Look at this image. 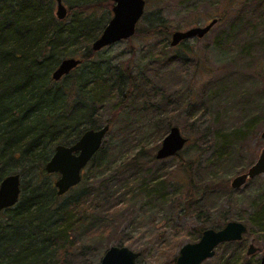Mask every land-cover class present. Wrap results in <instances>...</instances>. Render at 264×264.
Instances as JSON below:
<instances>
[{"label":"rangeland","instance_id":"obj_1","mask_svg":"<svg viewBox=\"0 0 264 264\" xmlns=\"http://www.w3.org/2000/svg\"><path fill=\"white\" fill-rule=\"evenodd\" d=\"M145 1L137 30L144 33L145 24L159 16L166 21L170 36L147 39L136 35L98 52L103 62L123 71L125 81L133 82L116 91L97 117L98 129L114 119L104 140L108 172L115 174L122 167L112 185L130 184L131 195L122 190L106 197L110 199L103 201L101 212L111 219L99 220L86 242L72 246L68 264H100L111 247L141 253L138 264H172L185 245L200 241L196 229L221 230L230 222L248 228L239 247L245 246L247 253L253 244L257 252L246 256L259 264L264 237L253 241L250 233L256 229L249 220L255 205L264 199V175L239 189H233L232 182L249 171L264 149V10L256 13L248 0ZM110 2L98 14L107 25L113 18L114 3ZM64 5L68 10L65 1ZM56 12L57 5L55 16ZM214 19L218 23L205 38L183 42L189 54L183 53L182 43L171 47L175 32L204 27ZM119 103L127 104L123 109ZM253 119L256 123L249 133L239 139L233 136L235 129ZM165 124L178 127L188 139L186 158L195 161L194 202L189 198L188 174L177 171V160L155 159L171 128L160 142V134L154 133ZM138 155L143 164L140 170L132 164ZM86 174L88 168L83 176ZM161 175H169V181L157 187L153 181ZM58 177L53 176L54 183ZM121 200L124 206L117 213L106 214ZM103 225L107 231L100 228ZM220 246L215 257L204 264H217L225 250Z\"/></svg>","mask_w":264,"mask_h":264},{"label":"trees","instance_id":"obj_2","mask_svg":"<svg viewBox=\"0 0 264 264\" xmlns=\"http://www.w3.org/2000/svg\"><path fill=\"white\" fill-rule=\"evenodd\" d=\"M64 1L69 13L66 20L59 21L54 0H0V184L7 176H21L19 203L0 214V264H68L72 246L86 242L99 220L111 219L101 212L103 201L131 188L130 184L114 186L122 167L115 174L108 172L105 144L87 166L82 183L64 196H58L53 182V176L58 175L45 171L58 145L71 146L87 130L98 129L101 106L114 99L116 91L133 84L125 81L123 71H116L92 51L93 42L107 25L99 10H107L111 0ZM247 2L255 5L256 13L264 10V0ZM145 25L144 33L139 29L135 36H170L166 21L159 16ZM180 46L189 54L184 43ZM68 57H80L81 65L61 81H54L53 73ZM125 70L130 75V65ZM119 104L124 109L127 103ZM255 121L235 129L233 136H245ZM170 128V124L156 128L159 142ZM187 154L184 149L173 159L178 162L177 171L188 174L189 198L194 202L195 161L186 158ZM139 159L140 155L136 156L132 164L140 170L143 164ZM166 177L169 175L156 177L153 183L160 187L169 181ZM112 188L119 190L112 192ZM122 206L121 200L106 214L113 216ZM249 221L256 229L250 236L258 242L264 237V199L255 205ZM100 228L106 230L104 225ZM205 230L199 227L196 236L201 238ZM239 245H221L225 250L217 264H258L246 256V247Z\"/></svg>","mask_w":264,"mask_h":264},{"label":"water","instance_id":"obj_3","mask_svg":"<svg viewBox=\"0 0 264 264\" xmlns=\"http://www.w3.org/2000/svg\"><path fill=\"white\" fill-rule=\"evenodd\" d=\"M57 5L56 16L64 21L68 10L64 0H54ZM114 3L110 20L101 36L93 42L92 51L98 53L105 48L133 38L137 26L142 20L145 0H111ZM214 19L204 27H195L186 32H175L172 35L171 47L176 48L181 43L191 39H203L217 25ZM82 61L76 58L63 60L53 73V80L61 81L69 76ZM110 125L99 129H90L84 132L80 139L71 146L58 145L51 160L46 164L45 171L49 175H59L55 182L58 196L66 195L71 189L82 183L83 172L99 152L108 135ZM264 139V133L262 134ZM188 139L185 138L178 127H172L164 138L156 159L159 161L170 159L182 152ZM264 175V149L258 161L245 174L236 177L232 182L233 189H239L248 180ZM21 197V176L13 174L7 176L0 184V214L15 207ZM248 228L238 222H230L221 230L208 229L202 234L199 242L185 245L179 252L176 264H204L215 257L216 249L222 244L240 242L247 234ZM257 252L253 244L250 245L247 255ZM141 253H136L127 247H111L103 256L100 264H138ZM259 264H264V253Z\"/></svg>","mask_w":264,"mask_h":264},{"label":"flooded vegetation","instance_id":"obj_4","mask_svg":"<svg viewBox=\"0 0 264 264\" xmlns=\"http://www.w3.org/2000/svg\"><path fill=\"white\" fill-rule=\"evenodd\" d=\"M208 230V229H207ZM241 242V241H240ZM232 243H235V242H232Z\"/></svg>","mask_w":264,"mask_h":264}]
</instances>
